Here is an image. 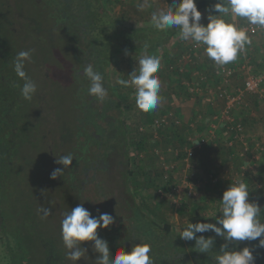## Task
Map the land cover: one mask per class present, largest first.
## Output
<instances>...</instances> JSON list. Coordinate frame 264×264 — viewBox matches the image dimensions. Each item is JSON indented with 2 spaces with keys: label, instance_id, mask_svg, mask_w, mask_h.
I'll return each mask as SVG.
<instances>
[{
  "label": "rangeland",
  "instance_id": "rangeland-1",
  "mask_svg": "<svg viewBox=\"0 0 264 264\" xmlns=\"http://www.w3.org/2000/svg\"><path fill=\"white\" fill-rule=\"evenodd\" d=\"M17 1H22L21 10L13 8L17 6ZM101 1L126 27L144 26L150 23L151 11L176 2L152 0L153 7L141 12L136 7L140 0ZM7 3L9 14L19 17V23L26 31L29 20H38L35 21V30L39 33L37 36L40 40L45 43L46 56L43 55V61L47 62L43 67L42 63L38 64L34 70L31 66L25 67L29 76L36 74V78L32 79L37 83L38 91L34 100H23L19 113L28 115L29 125L28 140L21 144V155L7 152V149L6 156L0 154V264H7L9 252L5 242L11 239L2 225H7L9 221L14 223V219L23 214L37 229L44 247L51 249L52 246L56 249L54 257H59L62 264L74 262L65 256L67 249L61 236V221L65 212L82 202L93 215H97V209H100L115 217V222L109 228L98 229L99 235L108 241L112 255L120 248L130 251L134 244L142 240L151 244V255L155 261V250L158 246L150 241H155V231L165 233V223L170 224L173 231H177L190 222L189 219L195 212L205 216L218 212L219 199H222L223 192L234 182L233 177L244 179L248 183L252 190L250 200L264 189V96L246 92L243 96L244 102L235 108L236 118L242 122L244 134L250 144V154L240 157L229 148L224 141L227 131L218 126L215 128L214 140L195 151V166L184 173L182 161L176 159L173 152L168 151L169 147H181L183 133L189 132L184 121L179 127L160 128V138L157 141L153 140L150 131H139L140 127L146 128L153 118L168 110H174L184 118L182 111L185 109L192 118L190 121L195 122L192 134H210V115L213 113H207V116L202 114L205 110L200 107V101L204 96L192 93L189 86L198 85L202 92L207 89L202 86V82L196 83L198 80L188 78L186 71L178 69V61L184 53L180 46L174 45L168 49L171 59L174 60L172 71L164 65L159 70L164 100L155 111L145 113L139 110L135 103L134 90L124 89L116 84L117 77L128 79V74L138 66L135 57L138 59L143 52L137 55L121 53L108 61L105 87L109 90L110 99L99 103L87 95V79L79 78L83 69H80L78 60L85 55L80 51L79 42L75 45L67 37L61 42L59 37L65 33L67 23L58 19L54 30L50 22L51 13L60 20L68 18L66 8L69 7L74 8L70 13L81 18L82 1L7 0ZM229 19L241 26L249 25L241 18ZM208 22V16L202 15L201 23L207 25ZM252 39L253 43L247 47L248 56H244V61L253 54L252 63L256 70H261L264 68V29H260L259 34L252 36ZM181 43H185V47L194 45L192 42ZM52 45L56 49L52 50ZM200 57L202 61L205 54L199 49L196 58ZM242 57L243 54L232 64L241 61ZM88 58L84 65H94V58ZM49 62L53 72L58 74L57 78H51L52 74L47 73L45 68L50 66ZM206 63L209 64V73L205 72L208 78H217L215 73L213 74L214 62L208 59ZM189 65L197 66L196 60ZM10 69L13 70L11 67ZM232 81L236 85L234 88L242 86L243 73L237 71ZM10 85L11 78H0V97L5 98H0L2 124L4 121L1 113L4 112V116L10 119V116L18 113L20 109L16 104V92ZM210 85L209 88H214ZM223 105L224 101L216 100L214 108L221 109ZM4 106L9 109L3 110ZM25 106H28L27 112ZM34 113H37V116L33 115ZM88 119L92 122H88ZM23 122H20V126H23ZM34 122L37 123V128L33 126ZM253 129L254 132L250 131ZM13 132L14 135L17 134L14 130ZM6 134L4 130L0 136L3 146L10 144ZM11 137H14L13 134ZM18 139H12L14 149ZM155 147L164 150L165 160L177 164V177L171 175V182H181L187 176V180L195 185L197 194L188 196L182 192V203L179 206L174 202L178 195L175 196L169 191L170 181L167 182L161 177L163 165L154 152ZM67 154L74 156L72 165L65 168L56 179H52L51 173L54 169H63V165L56 163L57 158ZM7 167L8 172H4ZM211 173L218 178L217 181L209 179ZM42 207L51 208L52 212L46 219H41L43 214L39 209ZM136 207L139 208L142 219L135 218ZM84 243L88 247L90 257L87 260L82 258L78 264H95L98 254L92 251L93 242Z\"/></svg>",
  "mask_w": 264,
  "mask_h": 264
},
{
  "label": "clouds",
  "instance_id": "clouds-1",
  "mask_svg": "<svg viewBox=\"0 0 264 264\" xmlns=\"http://www.w3.org/2000/svg\"><path fill=\"white\" fill-rule=\"evenodd\" d=\"M138 11L153 7L152 0H140L136 5ZM208 16V23H201L202 12L197 6V0H176L167 7H159L150 13V26L160 32L178 29V38L184 42H192L194 46L203 45L205 53L217 68H222L244 54L247 47L252 45V35L247 28L232 22L235 18L246 20L249 25L264 29V0H217ZM143 54L139 55L138 66L128 74V79L116 78V84L124 89H133L136 106L148 113L161 106L164 97L161 94L162 82L158 75L161 68V57L149 54L150 43L142 44ZM32 51H20L14 60V71L21 80L20 95L26 101H32L38 91L37 83L27 74L25 67L32 59ZM127 55V49L125 50ZM79 75H81L79 73ZM82 76L87 79V95L97 102L104 103L110 99L109 90L105 87V76L89 63L83 68ZM72 154L59 156L57 164L63 169L56 168L51 178L56 179L65 168L73 163ZM250 190L244 179H238L223 192L218 212L208 215L204 221L188 222L178 235L186 241H195V250L200 253H212L216 243L215 237L197 235L198 233L213 232L225 243L213 260L215 264H256L254 248L245 246L238 248L242 241H257L258 247L264 248V209L258 202L249 199ZM41 219L51 214V208H41ZM220 213V215H218ZM208 218H214L212 222ZM115 222V217L97 209V215L80 203L69 212L64 213L61 221V236L65 256L78 264L83 258L87 260L88 247L84 242L91 243V248L98 255L95 264H155L151 255V244L139 240L130 251L120 248L112 255L109 243L99 235L98 229H107ZM231 245V246H230Z\"/></svg>",
  "mask_w": 264,
  "mask_h": 264
},
{
  "label": "trees",
  "instance_id": "trees-1",
  "mask_svg": "<svg viewBox=\"0 0 264 264\" xmlns=\"http://www.w3.org/2000/svg\"><path fill=\"white\" fill-rule=\"evenodd\" d=\"M81 1V18L75 16L74 13H70V11L74 9L72 7L66 8V13L69 15V17L65 20H60V18L55 17V14L52 13L50 16V22H52V28L54 30L58 19L59 21L67 23L66 27L64 28L65 33H62V36L59 37L61 42L64 37H67L71 43H74L75 45H77V42H79L80 51L84 52L85 54L84 58L80 57L78 60L81 66L80 69L85 67L84 64H86V61L89 59L88 56H90L95 60V64L93 65L94 68L103 73L105 76L106 64L108 61L113 59L114 56L125 53L126 49L128 53L137 55L143 52V42L148 41L150 43L148 52L152 54H160L159 56L164 61V66H166L170 71L174 67V60L171 59L170 52L168 51L171 45L173 44V46H180V49L183 50L184 53L192 47H185L184 43H181V40L178 38V29H170L166 33L160 32L152 28L150 23H147L144 26L126 27L120 23L111 9L103 4L101 0ZM216 2L217 0H197V6L201 11L207 10L212 14H218L212 12V7ZM21 3L22 1H17V6L12 7H17L18 10H21ZM8 8L9 5L7 0H1L0 78H11V85L16 92V99L18 102L16 100L15 101L16 104L20 106V109L18 113L12 114L10 119L4 116V112L1 113L3 116L2 120L5 124L0 123V136L4 130H6V138L10 139V144H5V146H3L4 144L1 145L0 143V154L6 156L8 151H12L15 155L20 156L22 146L21 144H23L24 140H28L27 130L29 125L27 122L28 115L19 114L23 106V97L20 95V88L17 87V85L22 87L23 80L17 77L14 71L15 56L20 51L34 50L32 51L31 61L26 64V67L31 66V69L33 70L40 63H42L41 67H43L47 60L43 61V55H45V43H43V40H40V37L37 36L39 33L35 30V26L37 25L35 21L38 22V20L35 18L29 20L26 31L25 28L19 23V17H12L8 12ZM53 21H55V23ZM53 43L56 44L57 42L53 41ZM54 48L55 46L53 47L52 45V50ZM195 60L198 62V58H195ZM49 63L50 66H46L45 68L48 71L47 73L52 74L51 78H57L58 74L53 72L51 69L52 64L51 62ZM241 63L242 59L238 65ZM10 67L13 70H11ZM190 70L191 66L189 65L188 70L186 71L188 76H190V74H188ZM30 77L36 78V74H31ZM79 78L84 77L81 74L79 75ZM0 98L5 99L4 97ZM33 104L36 105L34 102ZM8 109V106L3 107V110ZM36 114L37 113H34L33 115L37 116ZM91 117L92 116H89V118ZM22 121H24L23 126H20V122ZM88 122L91 123L92 121L88 119ZM34 123V125L33 123L31 125L37 128V123ZM7 126L10 128L8 129ZM13 130L17 133L16 135H14L15 133ZM12 134L14 137H11ZM13 138H19L15 149L12 143ZM184 140L185 132L183 133V140L181 142L182 144ZM6 149L7 152H5ZM8 170L9 167L5 168L3 171L8 172ZM161 177H164V174ZM171 181L172 179L170 182ZM170 189L171 188H169V190ZM252 201L258 202L261 208L264 209V189L254 196ZM134 212L136 219H142V215L140 214L138 207L134 209ZM20 213H22V210ZM23 215L14 219V223L9 221L7 225H2V228H6L5 231L11 238L5 242L9 252L7 264H62V260L58 259L59 257H54L56 249L52 246V250L50 248L44 247L43 240L39 236V233L36 232L37 229L33 224H30L29 219L24 218L25 216L23 217ZM204 217L206 216L202 213L195 212L189 220L190 222L194 223L197 221H204ZM262 218H264V215H262ZM212 222H215V220ZM155 225L158 224L155 223ZM184 226H181L177 231H173L172 226L165 223L163 225L165 233L155 231V241L150 240L151 242H155V246H158V249L155 250V264H215V261L212 257L217 253V251L220 249V246L225 243V241L221 237H216L215 233L213 232H206L202 234L198 233L197 235H204L205 237L213 236L216 240L212 253H200L195 250V241H186L179 237L178 233L183 229ZM245 246L254 248L256 264H264V248L258 247V240L242 241L237 247L242 249Z\"/></svg>",
  "mask_w": 264,
  "mask_h": 264
},
{
  "label": "built area",
  "instance_id": "built-area-1",
  "mask_svg": "<svg viewBox=\"0 0 264 264\" xmlns=\"http://www.w3.org/2000/svg\"><path fill=\"white\" fill-rule=\"evenodd\" d=\"M247 28L249 34L256 36L259 34L261 28L254 25L243 26ZM203 45L192 46L188 51H186L178 62V69L180 71H186L188 65L195 61L197 57V50L201 49ZM264 63V60H263ZM243 73L242 86L236 87L233 90L232 79L236 75V72ZM215 76L217 77V85L214 88H208V93L216 95L217 98L224 101L223 107L217 112L213 113L210 117L211 128L210 134L208 136L192 134L195 130V122L187 121L185 122L181 116L174 110H168L164 114L156 116L153 118L151 123L146 127L150 130H146L145 127H140V131H150L153 140H159L158 130L163 127H179L184 123L187 124L189 132H185V140L181 147H169L168 151L174 153L176 159L181 160L185 169V172H189L194 166L195 151L202 148L206 144H211L215 138V128L222 126L227 131L224 138L225 143L229 148L234 150L240 157H245L247 154L251 153L249 141L246 139L244 134V127L241 121L236 118L235 108L241 105L243 101V96L246 92H251L259 97L264 96V68L261 70H256L255 65L252 63L251 57L247 58L240 65L228 64L222 68H217L215 66L214 70ZM189 90L194 94H200L202 89L198 85L189 86ZM156 155H158L161 163L163 165V174L166 181H170L171 175L176 176V162H170L165 160L164 150L156 147L154 149ZM245 168V166H242ZM209 179L217 181V177L211 173L209 174ZM233 181L238 180V177H233ZM171 189L169 190L171 194L177 196L178 199H174V202L179 206L182 199L181 193L184 192L188 196H195L197 194L194 184H191L185 176L181 182H170ZM174 196V197H175Z\"/></svg>",
  "mask_w": 264,
  "mask_h": 264
},
{
  "label": "crops",
  "instance_id": "crops-1",
  "mask_svg": "<svg viewBox=\"0 0 264 264\" xmlns=\"http://www.w3.org/2000/svg\"><path fill=\"white\" fill-rule=\"evenodd\" d=\"M202 12V15H205V16H209V14H210V12H208L207 10H202L201 11ZM218 15V14H217ZM186 43H189V42H186ZM184 45H185V43H184ZM171 46H173V44L171 45ZM192 46V45H191ZM194 46V45H193ZM200 50H202V52L205 54V57H204V59L202 60V61H200L201 60V57L200 58H198V62L196 61V64H197V66H192L191 65V70H190V72L188 73V74H190V76H188V78H194V79H196V80H198L196 83H198V82H202V86L203 87H205L206 89H207V91L206 92H201L200 93V96H204V97H202V99H201V101H200V107L202 108V109H204L205 111L204 112H202V114H204V116H207V113L208 114H210V113H215V112H217L219 109H216V108H214V105H215V101L216 100H220L219 98H217L216 97V95H214V94H210V93H208V88H209V85L210 84H212V86L213 87H215L216 85H217V83H218V81H217V79L216 78H208V76L206 75V73H209V64L208 63H206L207 61H208V57H207V55H206V53H205V49H204V46L203 47H201V49ZM162 52V51H161ZM247 52V51H246ZM246 52L243 54V57H242V59H243V61H242V63L244 62V56L245 55H247L248 56V54H246ZM251 53V52H250ZM249 53V54H250ZM156 54V53H155ZM156 55H158V54H156ZM160 55V54H159ZM172 55H175V54H172ZM253 54H250V57H253L252 56ZM252 59V58H251ZM206 60V61H205ZM240 63V61L239 62H236V63H230V64H232V65H238ZM163 65H165L164 64V61L161 59V67H163ZM188 70V69H187ZM186 70V71H187ZM205 70V71H204ZM206 72V73H205ZM213 74H214V71H213ZM167 75H168V77H170V75L167 73ZM173 75V74H172ZM165 77V76H164ZM167 78V77H166ZM214 79V82L212 83V80ZM189 81V80H188ZM211 86V85H210ZM236 85H235V83H233V81H232V87H231V89L233 90L234 89V87H235ZM208 98H210V100H208ZM188 111H185V109H183V111H182V115L184 114V118H182L184 121H190L192 118L191 117H189V114L187 113ZM181 113V112H180ZM181 116V115H180ZM211 116V115H210ZM182 117V116H181ZM205 119V118H204ZM212 124V123H211ZM249 130V129H248ZM250 131H252V132H254L255 130L253 129V130H250ZM251 132V133H252ZM258 133V132H257ZM250 135V134H249ZM251 136V135H250ZM254 136V135H253ZM256 137H258V135L256 136Z\"/></svg>",
  "mask_w": 264,
  "mask_h": 264
},
{
  "label": "flooded vegetation",
  "instance_id": "flooded-vegetation-1",
  "mask_svg": "<svg viewBox=\"0 0 264 264\" xmlns=\"http://www.w3.org/2000/svg\"><path fill=\"white\" fill-rule=\"evenodd\" d=\"M80 84H81V86H82V83L80 82ZM84 86V85H83ZM84 88V87H83ZM85 89V88H84ZM24 100V99H23ZM23 104V103H22ZM26 107V111L25 112H27V108H28V106H25Z\"/></svg>",
  "mask_w": 264,
  "mask_h": 264
}]
</instances>
